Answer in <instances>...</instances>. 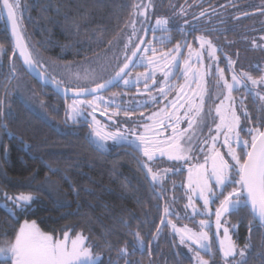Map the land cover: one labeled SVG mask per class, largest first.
Returning a JSON list of instances; mask_svg holds the SVG:
<instances>
[{"label": "trees", "instance_id": "trees-1", "mask_svg": "<svg viewBox=\"0 0 264 264\" xmlns=\"http://www.w3.org/2000/svg\"><path fill=\"white\" fill-rule=\"evenodd\" d=\"M10 1L39 65L101 59L108 63L107 79L119 69L125 55L141 37L138 29L144 31L155 18L167 21L174 18L166 30L173 29L178 42L189 34L190 26L183 22L196 21L197 11L207 3L217 6L225 1L233 5L237 0ZM246 1L254 9V5L264 0H242L243 8ZM261 17L253 16L254 22H259ZM204 21L206 28H215L207 35L211 43L222 47L217 52L218 61L234 64L236 52L231 46L234 33L228 34L229 41L223 44L216 32L221 25L218 20ZM152 30L150 25L148 32ZM201 32L196 30L194 36L190 33L193 38L188 43L196 45L195 36ZM242 53L245 56L234 65L237 73L243 75L246 70L249 75L259 77L263 66L248 64L256 51L243 46ZM261 57L264 51L258 50L259 64L264 60ZM227 69L231 70V66ZM17 70L26 78L40 110L16 88ZM217 72L220 73L219 69L213 76L207 74L210 93L206 100L207 129H203L206 131L216 124L214 109L223 94L222 87L214 82ZM260 85L243 82L234 91L235 98H241L244 111L240 134L246 135L252 127L261 131L264 126V87ZM62 110L59 95L42 86L23 68L0 11V250L11 248L21 223L29 221L55 237L85 235L93 252L102 255L96 264H193L190 253L165 220L168 217L170 223L197 229L196 218H190L185 210L188 192L184 187V172L172 174L160 194L132 155L118 148L102 150L85 137V131L64 125ZM245 157L241 155L242 162ZM21 194H31L34 199L20 208L11 202L7 203L8 207L2 204L8 197ZM169 206L170 214H167ZM228 219L236 225L240 242L249 246L241 264H264V229L245 202L229 212ZM140 241L142 248L138 245ZM211 245L213 254L205 255L209 264H223L214 240ZM7 262L10 264L6 259L0 263Z\"/></svg>", "mask_w": 264, "mask_h": 264}, {"label": "rangeland", "instance_id": "rangeland-1", "mask_svg": "<svg viewBox=\"0 0 264 264\" xmlns=\"http://www.w3.org/2000/svg\"><path fill=\"white\" fill-rule=\"evenodd\" d=\"M140 12L141 15L145 13L144 9H141ZM173 21V17L168 21L155 18L152 24L150 23L151 27L154 28L152 31L162 32L150 37V40L153 38L152 43L157 41V45L161 44L162 35L168 34L166 28L169 26V22L172 23ZM165 37L168 38V36ZM198 43L199 46H194L187 43L186 40L178 41L170 52H160L159 54L148 52L153 50L151 43H148L138 60V64L139 62L145 63L147 67L141 72L131 71L122 81L124 85L142 83L143 86H146L150 79L156 80L164 77V72H167L168 67L164 68L167 63L163 60H177V62H180L183 60L182 55L186 54V61L183 62L185 64L183 70L185 78L178 84L176 97L164 103L168 108L171 106L172 110L170 111V118H161L163 120L160 124L165 125L171 122L170 134L159 136L166 129H157L158 125L153 124L155 117L147 114L135 116L134 123L128 124V127H126L115 123L112 117L115 112L105 111L110 115L109 120L100 123V117L95 115V111H89V108L90 110L98 109L96 103L99 101L105 102L100 96L101 94L88 100L77 98L70 101L67 120H73L78 115L90 116L94 122V132L91 133L90 139L104 151H108L117 143L125 142L160 157L171 160H188V162H185V186L189 193L185 210L190 218H196L194 223L197 224V229L194 230L192 226L187 224L170 223L171 220L168 217L165 219L166 223L169 224L170 230L190 253L193 264L210 263L209 258L205 255L213 254L214 250L211 245L213 239L219 247L224 264H241L249 246L247 243L235 242L234 236L237 227L229 222L228 214L242 205L243 200L234 191L231 194L224 195L225 198L220 197L217 193H214V186H211V182L220 183L222 179L223 163L220 155L228 157L230 161H235L236 164L238 163L236 168L238 172L241 171L243 162H238L236 158L237 151H240V155L245 157L261 131L259 127L256 131L252 127L247 129L246 135L238 132L240 116L234 106L236 102L241 101V98L235 99L233 90L240 88L242 82L234 76L226 81L222 76L223 74L217 72L216 74L225 88L215 107L217 125L209 140L198 146L197 152L191 158V152L198 144H194L191 151L188 146L184 148L183 140L186 139V135L196 119L198 121V118L195 117L199 114V110L203 106V100L206 98V74L212 66L216 65L219 48L201 37L198 38ZM205 60L208 67H205ZM85 63L42 62L40 64L51 77L60 83L70 88H82L98 83L101 74H105V67L108 65L101 59L88 60ZM156 64L157 66H155ZM17 73L16 88L35 109L40 110V104L29 92V84H27L26 78L18 70ZM243 76L253 86L260 87L262 86L260 84H263L264 87V75L261 78L260 76L251 77L243 72ZM144 93L146 91L143 89L137 90L135 94L126 92L124 97L127 100L138 101L142 99L139 94ZM137 104L141 105V103ZM161 111H168V109L163 108ZM198 154L202 156L196 157ZM33 199L34 196L31 194H21L8 197L7 202L2 204L8 207L7 203L11 202L20 208L31 203ZM166 213L170 214V210L167 209ZM138 245L142 248L143 242L140 241ZM5 259L10 264H96L102 259V255L93 252L85 235L78 233L74 236L65 234L61 237H55L42 231L36 223L23 221L16 239L11 244V248L6 251L4 249L0 250V262Z\"/></svg>", "mask_w": 264, "mask_h": 264}, {"label": "flooded vegetation", "instance_id": "flooded-vegetation-1", "mask_svg": "<svg viewBox=\"0 0 264 264\" xmlns=\"http://www.w3.org/2000/svg\"><path fill=\"white\" fill-rule=\"evenodd\" d=\"M230 3L231 2L227 3L225 1H222V3L218 4L217 6H210L209 3H207L208 4L207 6L197 11L198 16L196 15V19H197L196 21H192L191 23H189V20L186 22H183V24L190 26V28H188L189 34L188 36L186 35V39L184 40H186L187 43L191 42L196 30L201 29L202 32L200 34H196L195 36L197 42H198V38L200 37L207 39L209 42H212V40L207 35L210 32V30L214 31L215 28H211V27L206 28V25H203V21L205 20L204 23H208L210 19H217L221 25L217 27L216 32L219 35L218 37L223 41V44H226L228 40V34L230 35L231 33H234V34H231V37L234 39L231 46L233 47V51L236 52V55H235L234 64L229 65L227 60L218 61L215 66L211 67V69L207 72V74H210L213 76L216 69H219L220 74L221 75L223 74L222 76L226 81L230 80L234 76L240 82L248 83V81L242 75V72H240L241 75L237 73L234 65H235V62L236 63L241 62V58L245 56L242 53L243 46H248L250 50L256 51V56L248 60V64H250L249 66L257 67L258 65H262L264 68V60H262L261 64H259L258 63L259 59L257 58L258 50L264 51V1H262L259 4L262 7L258 8L259 5H254L253 7L254 9H251L249 7V1L245 2L246 8H243L242 0L234 1L233 5H230ZM227 5L230 6L229 9L227 8ZM258 14L262 15V17H261V20L256 23L254 22L253 16L258 15ZM232 30L233 32H231ZM168 31H169L168 34L162 35L161 37L162 40L160 41L161 44L159 45L156 44L157 41L152 43L153 38L150 40V37L157 33L161 34L162 32L152 31L149 33L145 46L148 43H151L153 50L148 51V52H152V53L154 52L156 54H159L160 52H170L172 47L178 42L175 41L176 37L172 34L173 29H169ZM138 33H140V36H142L143 30L139 28ZM190 33L193 35L192 37L190 36L191 35ZM165 36H168V38ZM247 43L248 44L250 43V45H247ZM136 44L134 45V47L136 46ZM190 44L193 45L192 43ZM198 44L199 43H197L194 46H197ZM220 47L221 45L218 48V52L222 50V47L221 48ZM224 47L226 46L224 45ZM144 48L142 49L139 57L141 56ZM225 49H223V51ZM185 55L186 54L182 55L183 60H181L180 62H177V60L176 61L175 60H169V61L163 60L165 63H167V65H165L164 68L168 67L166 69L167 72L163 71L164 77L157 78L156 80L150 79L146 83L147 84L146 86H143L144 84L142 83L124 85L122 84V81L124 80L123 79L118 85H116L111 90L101 93L100 96L104 99L105 102H100V101L97 102L96 104H97L98 109L90 110L89 108V111H95L94 112L95 115L100 117V123H103L109 120L108 118L110 115L107 114L105 111H113L115 112V114H113L112 117L114 118L115 123L119 126H126V127H128V124L134 123L135 116H142L143 114H147L149 116L155 117V121L153 122V124L158 125L156 127L157 129H162V128L166 129V131L163 134H160L159 136H166L170 134L169 127H170L171 122L166 123L165 125H161L160 123H161V120L165 119L166 117L170 118V111L172 110V108L171 106L168 108V106L164 105V103L167 100L171 98L173 99L176 97L178 84L183 81V78H185V75L183 73V70L185 67V64H183V62L186 61ZM139 57L137 58L134 66L128 73H130L131 71H134L135 73L141 72V70L147 67L145 63L139 62L138 64ZM261 58H264V57H261ZM204 62H205V67H208V64L206 63L207 61L205 60ZM155 66H157V64ZM227 66L228 68L231 66V70L230 69L226 70ZM244 73L248 74L246 70H244ZM207 74H206V80L208 78ZM262 75H264V71L260 75V78ZM106 76L107 74H101V78L99 82L103 81L106 78ZM251 77H256V76H251ZM214 82H217V84H219V87H222V90L225 91L224 84L222 83L219 77H214ZM209 88L210 87L207 81L206 98L203 100V103H202L203 106L199 110V114L195 117V118H198V121L196 119L195 123H193L191 129L186 135V139L183 140L184 148L188 146L191 149V151L193 149L192 148L193 145L198 144L196 148L193 149V151L191 152V158H193L194 153L197 152L196 150L197 147L205 144L209 140V138L212 136L214 132L215 126L217 125V121H216V124L212 126V128L209 127L211 130L210 129H208L207 131L203 130L204 128L207 129L206 127L207 119H206L205 111H207L206 100L210 93ZM142 89L145 90L146 93L139 94L140 98L142 99L138 101H134L133 99L127 100L124 97V94L126 92H133V94H135L137 90H142ZM238 89L239 88H235L233 90V93L235 90H238ZM93 97L94 96L87 97V98H79V99L88 100V99H92ZM72 100L73 99L67 100V108H66L65 103L62 99L63 124L66 126L77 128L80 131H85V137L90 138L91 133L94 132V122L91 120L90 116L84 117L82 115H78L73 120H67L68 105H69V102ZM137 103H141V105H138ZM163 108L168 109V111H161ZM241 108L242 107H241L240 102H236L234 109L240 116V124H239L238 132H240L242 114H244V111H242ZM97 111L100 113H98ZM99 141H102V140H99ZM189 141L191 143H188ZM114 148H118L120 150H124L128 152L130 155H132L136 159V161L139 164H140L139 162L140 160L144 166V169H143L142 165L140 164L142 171L148 176V178L150 177L152 179L153 183L155 184V187H154L155 190L160 192V194H161V191H163L168 186L166 185V183H169V180H171L172 174L174 173L177 174L178 172H184V175H183L184 187L186 191L188 192L185 186V179H186L185 162H188V160L186 159L171 160L169 158L160 157L156 154H151V152L147 153L144 150L142 151L140 148H136L132 144L125 143V142L117 143V145L115 144L114 146L109 148V150L114 149ZM201 156L202 155L200 154L196 155V157H201ZM236 158L238 162H241L240 151H237ZM220 159L222 160V163H223L222 176H221L222 179L220 183L211 182V186H214V193H217L220 197L225 198L224 195L231 194V192L234 191L236 194H239V197L241 198V200L245 202L243 198V194H242V187H241V178H240L241 171L238 172V169L236 168L238 163L236 164L235 161H230L229 158L226 156L224 157L220 155ZM167 208L169 210L171 209L170 206ZM182 225H185V224H182ZM234 240L235 242H238V241L240 242L239 237L237 235V231L235 232ZM214 244H215V249L220 254L219 247L215 241H214ZM244 256H246V254H244ZM220 257L224 264V260L221 254H220Z\"/></svg>", "mask_w": 264, "mask_h": 264}, {"label": "water", "instance_id": "water-1", "mask_svg": "<svg viewBox=\"0 0 264 264\" xmlns=\"http://www.w3.org/2000/svg\"><path fill=\"white\" fill-rule=\"evenodd\" d=\"M2 17L12 41L14 53L17 55L20 63L26 72L42 86L50 88L58 94L64 101L67 108L68 99L87 98L107 92L118 85L134 66L142 49L147 41L150 23L145 27L143 34L136 46L128 55H125V61L119 69L109 78L96 83L92 86L82 88H70L51 77L37 63L28 47L18 21V15L10 0H0ZM264 126L253 141L249 151L243 161L241 168V187L245 204L253 215L257 223L264 229ZM142 168L143 164L139 160ZM261 184V186H260ZM262 187V194L260 188ZM262 195V196H261ZM164 214V213H163Z\"/></svg>", "mask_w": 264, "mask_h": 264}, {"label": "bare ground", "instance_id": "bare-ground-1", "mask_svg": "<svg viewBox=\"0 0 264 264\" xmlns=\"http://www.w3.org/2000/svg\"><path fill=\"white\" fill-rule=\"evenodd\" d=\"M117 145V144H116ZM263 168H264V155H263ZM260 186H261V184H260ZM260 191H261V194H262V187L260 188ZM263 195V194H262ZM261 195V196H262ZM262 198H263V200H264V196H262Z\"/></svg>", "mask_w": 264, "mask_h": 264}]
</instances>
